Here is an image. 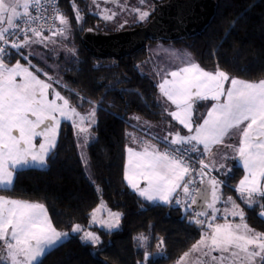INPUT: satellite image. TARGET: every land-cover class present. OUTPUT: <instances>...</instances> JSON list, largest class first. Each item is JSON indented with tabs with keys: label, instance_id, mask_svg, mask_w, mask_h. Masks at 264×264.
Returning <instances> with one entry per match:
<instances>
[{
	"label": "trees",
	"instance_id": "trees-1",
	"mask_svg": "<svg viewBox=\"0 0 264 264\" xmlns=\"http://www.w3.org/2000/svg\"><path fill=\"white\" fill-rule=\"evenodd\" d=\"M166 1L157 2L149 21ZM58 7L69 21L76 49L70 56L58 57L60 88L73 106L95 109L92 131L96 139L87 147L93 183L84 174L74 139L66 127L47 166L17 171L12 187L4 193L10 199L44 205L54 227L69 236L37 264H101L92 256L94 251L109 264H173L196 243L202 229L189 222L182 207L148 202L124 179L126 150L132 140L128 115L171 121L158 102L154 81L133 71L149 58L146 46L120 60L96 59L83 46L81 36L86 30H96L95 24L101 19L89 12L85 0H58ZM76 10L82 18L79 22ZM59 26L62 27L60 22ZM141 26L144 25L135 28ZM163 42L184 46L206 71L219 68L241 80H264V0H216L214 15L200 33ZM16 55L31 62L20 51ZM204 156L206 163L207 155ZM241 177V169L234 168L224 185H234ZM226 186L222 197H231L241 205L246 225L253 233L264 234V218L260 217L264 197L254 196L253 205L247 206ZM100 204L121 214L117 230L90 227L92 213ZM76 225L80 231L71 235ZM88 229L97 233V245L83 241L82 233Z\"/></svg>",
	"mask_w": 264,
	"mask_h": 264
},
{
	"label": "snow or ice",
	"instance_id": "snow-or-ice-1",
	"mask_svg": "<svg viewBox=\"0 0 264 264\" xmlns=\"http://www.w3.org/2000/svg\"><path fill=\"white\" fill-rule=\"evenodd\" d=\"M40 5L41 0H0V44H9L6 33L13 30H16L14 34L25 33L23 42L11 41V47L15 49L49 39L42 37L39 28H32L29 23L40 18L31 16L29 9L35 7L38 11ZM147 16V12L140 14L141 19ZM54 18L63 27L53 31L52 35L63 34L68 29V19L59 13ZM81 19L79 10H76L77 22ZM18 21H23L27 26L20 28ZM5 22L7 27L2 26ZM29 31L36 37L35 40L26 34ZM4 52L5 48L0 47V185H11L13 172L10 169L27 165L29 160L40 164L45 162V157L56 146L61 119L71 120L78 133H87L88 127L95 122V109L87 117L81 116L69 99L54 89L53 98L49 100L51 84L39 79L19 62L9 67L2 58ZM17 77H20L19 81ZM229 81L230 87L226 88L225 84ZM158 87L162 97L176 107V111H169L168 114L188 129L189 135L181 136L177 132L169 134L171 139L163 137L166 141L165 151H160L154 144L146 141L141 142L140 151L127 147L128 164L124 179L128 185L148 201L164 204L170 203L172 194L181 187L184 194L189 195V185L193 180H186V177L194 170L186 162L185 154L198 151L197 145H203V154L208 155L211 146L222 144L225 137L235 129L240 130L239 147L236 151L246 173L236 190L242 196L247 194L245 199L250 206L254 194L264 197V80L249 82L230 78L219 68L215 72H209L196 63H186L183 67L167 72ZM208 100L215 103L208 110L206 118H203V123L194 125V106L198 101ZM164 110L168 111L167 108ZM86 119L88 127L84 126ZM242 125L245 126L241 129ZM37 137L43 138L38 149L34 143ZM133 142L137 143L135 138ZM175 145L181 147H170ZM184 145L191 147H183ZM199 163L201 167L196 174L203 183L208 175L205 170L212 169L204 160ZM141 180L145 182L144 187L140 185ZM208 182L212 189V201L208 203V207L213 209L210 219L214 220V205L218 199L220 182L215 178H210ZM195 202L193 197V203ZM176 203L180 204L181 201L177 199ZM98 210L92 213L93 222ZM230 214L238 215L241 220L244 218V212L235 204ZM109 216L110 220L102 221V226L109 230L118 228L121 214L109 213ZM195 223L203 224V221L197 219ZM208 227L211 232L202 235L201 240L193 245L192 251L208 248L209 251L204 254L209 256L211 251L227 253V256L211 257L219 264H235L240 259L241 252L246 254L249 264L256 257H260L264 264V234L250 235L251 229L246 224L241 232V225H234L227 220L223 224L209 223ZM72 231L79 232V225L74 226ZM64 235L67 234L53 228L44 205L0 197V241L4 242L8 252L7 259L11 264H33L47 247L54 246ZM83 239L92 244L100 242L99 237L91 232H85ZM249 246H254L256 250H250ZM187 255L186 253L185 256ZM183 259L181 257V261Z\"/></svg>",
	"mask_w": 264,
	"mask_h": 264
},
{
	"label": "rangeland",
	"instance_id": "rangeland-1",
	"mask_svg": "<svg viewBox=\"0 0 264 264\" xmlns=\"http://www.w3.org/2000/svg\"><path fill=\"white\" fill-rule=\"evenodd\" d=\"M159 0H89L87 1L88 6H89V12L92 13L93 15L98 16L101 21L97 22L95 24V29L99 32H107V33H116L120 32L123 30H130L135 28L137 25H146L149 22L150 15L153 11V9L157 6V2ZM58 3V0H57ZM142 12H147L148 16L144 19L140 18V14ZM114 14V15H113ZM105 16H111V19H106ZM63 27V25H62ZM45 36V35H42ZM33 40L36 39L33 35L29 36ZM46 37V36H45ZM57 37V38H56ZM55 38L49 37V39L44 40L42 43H31L22 49V53L24 54L25 57L29 58L28 60H31L30 64L34 63L35 67L37 70L41 71L42 74L45 76L51 78L50 80L54 83V85H59L60 86V62L58 60V57L60 54H66V55H72L75 53L76 49L73 45V35L68 27V29L63 33L59 34V36H56ZM24 39V38H23ZM21 39V40H23ZM21 42V41H20ZM23 42V41H22ZM177 46V47H176ZM178 48V49H176ZM180 48V50H179ZM146 50L148 52L149 58L144 61L143 63L139 64L133 71L137 72L140 75H145L141 72V67L144 63L147 61L150 62V65L155 69L156 72L158 73H163L161 68L165 67H170L176 65V62L179 61H184L185 56L191 57L192 55L184 48V46L181 45H174L172 43L168 42H163V41H158V42H149L146 45ZM16 51V49H15ZM4 59V58H3ZM38 72V71H36ZM156 73V74H158ZM154 83L157 85V79L153 78ZM159 93V92H158ZM67 99H69L67 96H65ZM160 99V98H159ZM158 99V101H159ZM76 108V110L80 113L81 116L87 117L88 114L94 109V107H89L86 108L85 110L80 109L81 105L79 106H73ZM166 108V107H165ZM162 108V109H165ZM166 113V111L164 110ZM169 115V114H167ZM138 117V118H137ZM95 119V117H94ZM141 117L130 114L127 117L126 122L128 123H138L136 124L137 127L141 128L139 130L146 129V133H156L160 134L163 137H169L171 138L170 131L169 129H163L159 130V126H151L150 123L145 122V126ZM69 125L72 127V132L69 126L67 128L70 129L71 134L73 135V139L81 160L82 168L84 171V174L87 178V180L90 183H93V178H92V173L91 169L89 166L88 162V155H87V147L92 143L95 139L96 136L93 134L92 127L95 125L94 123L91 124V127H88V120L86 119L84 121V126L88 127L87 133H78V130L73 127V123L71 120H67ZM162 122V121H159ZM140 124V125H139ZM150 125V126H149ZM174 131H176V127H173ZM158 132V133H157ZM42 137H37L35 138L34 142L37 143L38 141L41 140ZM85 138H87V143H85ZM135 137H133L134 139ZM134 144V142H133ZM164 144V149H165ZM171 147V146H170ZM178 147V146H177ZM199 149V146H197ZM176 148V147H174ZM166 150V149H165ZM37 163V162H36ZM34 164V163H33ZM41 165L36 168H43L47 166V164H37ZM34 166H36L34 164ZM206 172L208 170L206 169ZM208 176V175H207ZM206 176V177H207ZM204 179V182L201 186V190L199 192L198 197L196 198L195 202V207L198 211V213L203 212L204 215H202L205 218V223L200 224L199 226L202 231L199 239L196 241L194 245L197 244L198 241L201 240L202 235L206 233H210L211 229L208 227L209 223H212L213 225L215 224H223L225 221H229L233 223L234 225L239 224L241 225L240 231L243 232V225L246 223L241 218L237 216H233L230 214L232 210L233 204L237 205L239 207V210L243 211V208L241 205L237 204L233 199H231V202L229 200L225 199L222 197V190L220 187H223V182L220 181L221 177H215L217 181L220 182L218 190H217V197L218 199L215 202V219L212 220L210 219L212 214H213V209L208 207V203L212 201V189L209 188V186L206 184V181L208 178ZM212 175H210L209 178H214ZM178 191V189H177ZM176 191V193H177ZM175 193V194H176ZM247 194H244L243 197H240L242 202L250 206L249 203L246 201L245 197ZM174 197V196H173ZM172 197V198H173ZM186 197V195H185ZM183 197V199L185 198ZM253 203V202H252ZM168 205V204H167ZM253 205V204H251ZM182 208L186 211L184 204L182 203ZM99 209L98 211L95 212V222H93V217L90 222V227H99L101 229H106L108 231H114L117 230L118 228H114L109 230L106 226H102L101 222L102 221H109L110 216L109 213H119L117 211H109L106 209L104 204H100V206L97 208ZM96 209V210H97ZM227 210V211H226ZM187 213V211H186ZM187 217H190V215L187 213ZM262 217V216H260ZM248 229H250L248 227ZM85 232H91L97 235V233L93 229H88L82 233V238L84 236ZM78 232H73L71 231V235H74ZM250 235H255L253 231L251 230ZM69 236L64 235L62 238L63 240L67 239ZM85 242H89L88 240L83 239ZM92 244V243H91ZM97 245V244H93ZM193 246L185 252L181 257H184L183 261H181V257L176 260L173 264H219L218 261H213L211 257H220L221 255L227 256V253H221L219 251H211L210 256L205 255L204 253L208 252V248H204L203 250H198V251H192ZM250 250H256L254 246H249ZM188 254L185 256V254ZM6 262H0V264H8L11 263L8 260H4ZM227 264V262H226ZM235 264H249V261L247 260L246 254L245 253H240V259L235 261ZM251 264H262V261L260 257L254 258V260L251 262Z\"/></svg>",
	"mask_w": 264,
	"mask_h": 264
},
{
	"label": "crops",
	"instance_id": "crops-1",
	"mask_svg": "<svg viewBox=\"0 0 264 264\" xmlns=\"http://www.w3.org/2000/svg\"><path fill=\"white\" fill-rule=\"evenodd\" d=\"M86 2L89 0H85ZM22 11V10H21ZM3 27H7L6 22L2 25ZM45 37V36H42ZM47 37V36H46ZM48 38V37H47ZM24 40V39H23ZM21 40V42L23 41ZM177 47V46H176ZM178 49V48H176ZM180 50V48H179ZM16 51H20L22 53V49H16ZM16 51L9 53L5 58H4V62L9 66L12 67L13 65H15L17 62H19L22 66L28 67L29 71L33 72V74L37 75L39 79L45 81L46 83H50L51 84V88L49 89V94H48V99L51 100L53 98L52 95V90L54 89L56 92H59L61 96L65 97L66 95L62 92L61 88L59 85H54V83L49 79V77L45 76L44 74L41 73V71H37L36 67L31 63L25 62L23 60V58L21 56H17L16 55ZM16 55V56H15ZM184 61H179L176 62L174 66H170V67H165V68H161V70L163 71V73H158L155 71V69L150 65V62L147 61L146 63H144L141 67V72L143 74H145L144 76H148L149 78H151L153 80V78L157 79V87L158 85L163 81V79L166 76L167 72L176 70L179 67H183L186 65V63H196L197 62L194 60V58L191 56L189 57L188 55L185 56ZM206 71V70H205ZM216 70H212L209 72H215ZM158 73V74H156ZM230 77V76H229ZM169 79H171V77H167ZM230 78H234V77H230ZM17 81L20 80V77L16 78ZM238 79V78H237ZM259 82V81H257ZM225 87H230V81L226 82ZM158 99H159V104L161 105L162 108H167L168 111H166V114H168L169 111H176V107L175 105H172L170 101H167L166 98L162 97L159 87H158ZM66 98V97H65ZM67 99V98H66ZM223 99V98H222ZM57 103H61V101H57ZM215 103V101H198L197 104L194 106L195 110L193 112V122L194 125L195 124H201L203 123V118H206L207 116V112L208 110L211 108L212 104ZM71 104V103H70ZM72 105V104H71ZM73 106V105H72ZM164 110V109H163ZM78 112V111H77ZM171 121H167V120H158V121H150V120H140L143 121L144 126H145V122L147 124L150 123L151 126H159V130H163V129H169L171 134H175L176 131H174L173 127H176L177 132L180 133L181 136H187L189 135L188 129L184 128L183 125H181L178 121L174 120L170 115H167ZM138 118V117H137ZM127 120V118H126ZM162 121V122H159ZM128 123V122H127ZM247 122H245L246 125ZM95 124V122H94ZM138 123H128L130 130H131V134H132V140L131 143L128 147H131L137 151H140L142 148V144L141 142H148L151 144H154L160 151H165L164 149V144H166V141H164L162 138V135H158L154 132L152 133H146V129L139 130L141 128L137 127ZM140 125V124H139ZM148 125V124H147ZM149 125V126H150ZM242 125L241 129L245 126ZM69 126L72 132V127L69 125L67 120L61 119L60 120V127L58 129V135L56 138V145L58 143V139L59 136L62 134V132L64 131V129H66V127ZM94 126V125H93ZM93 128V127H92ZM139 128V129H138ZM158 133V132H157ZM73 137V135H72ZM133 137H135V140L137 141V143L133 144ZM171 139V138H170ZM239 140H240V130H232L231 133L225 137L224 142L222 144H218V145H213L211 146V152L207 155V159H206V163L209 164L210 168L212 169L211 171H208V176L206 178H208V180L206 181V184L209 186V188L211 189V185L209 184V177L210 175H212L213 177H221L220 181L223 182V187H220L221 190H223V188H225L226 185H224L225 181L227 182V179L234 173V168H240L242 171V177L240 179H238V181L235 182L234 185H228L226 187L231 188L234 190L235 194L238 196V198L240 199V197H243L241 195V193H239L236 189L239 186L240 181L244 178V176L246 175L245 170L243 168V164L242 162L239 160L238 154L236 149L239 147ZM43 142V138H41L40 141H38L37 143H35L37 149L39 148V144ZM229 145L231 147H229ZM179 145H175V146H171V147H177ZM200 148L203 149V145H197ZM56 147V146H55ZM55 147L51 150V152L45 157V162L43 163L44 165L47 164L48 158L51 155V153L53 152V150L55 149ZM204 150V149H203ZM36 166H34V164ZM39 164L38 162H32L31 160H29V163L27 165H23V166H18L16 169L12 170L13 172V182H14V178H15V173L19 170H23V169H30V168H36L38 166L41 165H37ZM128 164V153L126 150V158H125V167ZM223 166V167H221ZM125 167H124V174H125ZM44 168V166H43ZM214 177V178H215ZM205 179V178H204ZM0 185V197H4L5 199H10L5 195V191L9 190L12 185ZM127 186L134 191L127 183V181L125 180ZM144 181L141 180L140 181V185L141 187H144ZM264 183V182H262ZM230 184V183H229ZM137 195H139L136 191H134ZM176 193V192H175ZM175 193L172 194V197L175 195ZM246 194V193H245ZM140 196V195H139ZM254 196H259L258 194H254ZM141 197V196H140ZM183 197H185V194H183ZM143 199H145L144 197H142ZM172 199V198H171ZM227 200H229V197L226 198ZM14 200V199H12ZM147 200V199H145ZM21 201V200H19ZM148 201V200H147ZM25 202V201H24ZM151 203H158V204H162V205H167L164 203H161L159 201H148ZM30 203V202H29ZM179 207H182V204H179ZM46 212H47V216L48 219L50 220L53 228L54 224L49 216L48 210L46 209V207H44ZM107 209V208H106ZM55 230L57 232H59L56 228ZM106 230V229H105ZM108 231V230H107ZM61 233V232H60ZM63 237V236H62ZM61 237V239L52 247H47L43 253V255L37 257L36 261L33 262V264H37L42 258L43 256L48 253L50 250L54 249L55 247H57L59 244H61L64 240ZM8 252L7 249L4 245L3 241H0V262H6L4 260H8ZM19 259H23V257H19ZM9 261V260H8ZM6 264V263H5ZM11 264V263H8Z\"/></svg>",
	"mask_w": 264,
	"mask_h": 264
},
{
	"label": "water",
	"instance_id": "water-1",
	"mask_svg": "<svg viewBox=\"0 0 264 264\" xmlns=\"http://www.w3.org/2000/svg\"><path fill=\"white\" fill-rule=\"evenodd\" d=\"M215 5L216 0H168L144 26L116 33L86 30L81 41L96 59L120 60L143 49L148 41L175 42L200 33L212 19ZM92 256L109 264L96 251Z\"/></svg>",
	"mask_w": 264,
	"mask_h": 264
},
{
	"label": "built area",
	"instance_id": "built-area-1",
	"mask_svg": "<svg viewBox=\"0 0 264 264\" xmlns=\"http://www.w3.org/2000/svg\"><path fill=\"white\" fill-rule=\"evenodd\" d=\"M31 16H38L40 17L38 20L29 21L30 26L32 28H39L41 31V34H47L50 37H56L59 36V34L53 36L52 32L57 31L59 28V20L55 19L54 17L59 13L61 15V12L58 7L57 0H41V5L39 7V10L37 11L35 7H31L29 9ZM20 28H25L27 25L23 21H18ZM16 30L10 31L9 33H6V36L9 40V44L3 45L0 44V47L5 48V52L2 54V58L6 57L9 53L14 52L15 48L11 47V41L15 40L17 42H20L21 39L24 38L25 33L24 32H16ZM28 36L33 35L32 32L26 33ZM181 146H178L176 148H180ZM183 147H191L190 145H184ZM198 148V147H197ZM204 151L198 148V151H190L185 154L184 158L186 162L190 165V167L194 170L188 177H186V180H193V183L189 185V195H187L183 199V188H179L177 193L174 195V197L171 199V202L168 203L169 207H179V204L176 203V200L179 199L181 203L184 204V207L187 211V213L190 215L188 217L190 223H194L195 220H200L205 223V218L202 215H198V211L195 209V203H193V197H197L198 191H199V184L201 182V177L197 175L196 173L200 170V160H205ZM206 171V170H205ZM260 216L264 218V215ZM197 224V223H196ZM197 226H201L200 224H197Z\"/></svg>",
	"mask_w": 264,
	"mask_h": 264
},
{
	"label": "bare ground",
	"instance_id": "bare-ground-1",
	"mask_svg": "<svg viewBox=\"0 0 264 264\" xmlns=\"http://www.w3.org/2000/svg\"><path fill=\"white\" fill-rule=\"evenodd\" d=\"M44 35H46L48 38L50 37V36H48L47 34H44ZM52 38H55V37H52ZM57 38V37H56ZM5 58V57H4Z\"/></svg>",
	"mask_w": 264,
	"mask_h": 264
}]
</instances>
